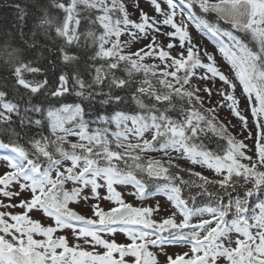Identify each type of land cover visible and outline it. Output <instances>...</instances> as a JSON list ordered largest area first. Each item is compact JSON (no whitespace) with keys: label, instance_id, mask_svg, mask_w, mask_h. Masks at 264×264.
<instances>
[{"label":"snow or ice","instance_id":"obj_1","mask_svg":"<svg viewBox=\"0 0 264 264\" xmlns=\"http://www.w3.org/2000/svg\"><path fill=\"white\" fill-rule=\"evenodd\" d=\"M147 3L156 15L132 0L134 20L124 0H51L62 19L45 10L24 43L39 50L38 35L54 30L62 43L47 50L73 66L80 57L68 49L91 41L87 79L77 70L50 80L0 44L11 81L0 88V264H161L160 255L163 264H264V200L250 203L264 195V0ZM15 7L23 25L27 10ZM189 24L211 39L227 74ZM196 76L219 87H193ZM45 123L47 135L29 134ZM117 232L130 242L103 238ZM182 245L189 251L168 254Z\"/></svg>","mask_w":264,"mask_h":264},{"label":"trees","instance_id":"obj_2","mask_svg":"<svg viewBox=\"0 0 264 264\" xmlns=\"http://www.w3.org/2000/svg\"><path fill=\"white\" fill-rule=\"evenodd\" d=\"M15 5H20L21 7H25L27 10L26 22L21 25L18 20V13ZM48 11L51 16L57 17V22L62 19L63 14L54 9L51 5V0H0V25L2 26V34H0V44H3L5 41L11 42V44L19 49H21V55H24V59L27 61H33L37 66L47 69L46 75L49 76L50 80H54L56 75L60 71L68 72L71 74L74 71H80V73L87 79L89 78V68L88 65L91 63L88 60V57L95 51V47L92 45L91 41L87 43V45L83 42V37L81 38V48L71 47L68 51L75 53L80 57L79 61L73 66H64L59 63L58 59H55L47 49L51 48L55 50V48L62 43V41L56 37L54 30L51 31L49 37L46 39L42 35H38L37 39L41 45H44L43 48L39 50L30 49L27 47V44H31V29L37 22V20L42 16L44 11ZM213 22L216 21V17L210 14L208 17ZM221 26H225L220 22ZM86 28L85 22L82 20L80 31L83 32ZM93 31H96L98 34L100 32L99 28H92ZM21 31H23L24 35H21ZM27 41V44L24 42ZM57 64L56 68H53L50 61H53ZM99 63V62H97ZM3 65H0L2 67ZM42 79L43 77H38ZM7 87L11 89V81L8 77V73L0 68V88ZM127 95L126 93H123ZM23 95V93H21ZM25 99H20V103L23 105L25 103ZM33 103L40 102L37 98H33ZM68 102L80 103V98L72 97ZM177 104V109L180 107L179 101H174ZM84 103H87L86 101ZM129 103L132 108L135 107L134 104ZM46 106V105H44ZM170 115H173L174 118H178V112H172ZM39 118V117H37ZM43 131L45 135L48 134V127L45 123V127L43 129L33 128L30 135H36L39 132ZM0 139H4V137H0ZM210 147H215V144H211ZM187 178V177H185ZM154 190V189H153ZM235 195V193H234ZM259 200H264V195H258L253 197L250 203L257 202ZM198 206H203L202 204Z\"/></svg>","mask_w":264,"mask_h":264},{"label":"rangeland","instance_id":"obj_3","mask_svg":"<svg viewBox=\"0 0 264 264\" xmlns=\"http://www.w3.org/2000/svg\"><path fill=\"white\" fill-rule=\"evenodd\" d=\"M125 4L128 5V10L130 13H132V19H137L138 16L134 11V6L132 4V0H124ZM140 7H142L144 9V11L148 12L150 15H156V13L152 10V8L150 7V5L147 3V0H138ZM188 30L190 35L193 37L194 42L202 47L204 50H207L208 52L212 53L213 55L216 56L219 67L221 68L222 71H224L226 74L228 72V68L229 66L227 65L226 61L223 60V58L220 56L218 49L216 48V46L212 43L211 39L208 36H205L202 32H200L198 29H196L195 25L193 24H189L188 26ZM123 39V37H122ZM142 45L139 43L133 44L131 45L130 49L126 50L127 51H136L139 47H141ZM149 63H155L156 61H148ZM199 71V70H197ZM192 85L193 87H208V88H213V87H219V83H214L212 81L207 82L206 84H202L201 82H199V77L196 76L193 78L192 80ZM239 94V89L237 90V95ZM202 96H204V93H201ZM221 122L227 123V120L225 119L224 114H221ZM231 122L233 124L236 123V120L234 118L231 119ZM249 123L251 124V120L249 119ZM230 131H232L233 135H237L238 133V129H230ZM238 139H243V135H237ZM246 144H248L249 149L252 148V141L251 140H245L244 141ZM251 154V153H250ZM4 161L3 159H0V170L3 169L4 167ZM190 162L184 161L181 162V167L187 168L189 167ZM195 171H200L202 172L203 175H206L209 177V179H216L214 173L210 170H204L202 168H200L199 166H195L194 167ZM122 191H130V189H121ZM125 199L127 200V202L129 203H134V204H138V201H135L134 198H132L131 196L125 195ZM155 199H158L160 201L161 204H166V198L164 197H156ZM150 202H154L150 201ZM109 205L107 203L104 204V207H108ZM73 207H75V209L80 212V214L85 215V216H90L91 213L87 210V208L83 205L81 206H75L73 205ZM18 211V209H17ZM161 215H167L166 212H162ZM35 218L37 219H43L45 224H50L52 223L51 220L48 219H44L39 213L35 214ZM157 219H159V216L156 217ZM177 219H179V217H177ZM66 235H68L69 240H72L71 234L70 232L65 231ZM105 239H109L112 240L114 239L117 243H129L130 241L128 240V238L122 234L117 232L115 235H109V234H104ZM151 251L155 252L156 249H150ZM168 254L169 255H174V254H182L185 252L189 251V247L188 246H178V247H169L167 249ZM129 260L131 259L130 257L128 258ZM158 259L161 261V264H163V260L164 257L162 255L158 256Z\"/></svg>","mask_w":264,"mask_h":264},{"label":"bare ground","instance_id":"obj_4","mask_svg":"<svg viewBox=\"0 0 264 264\" xmlns=\"http://www.w3.org/2000/svg\"><path fill=\"white\" fill-rule=\"evenodd\" d=\"M0 34H2V26L0 25Z\"/></svg>","mask_w":264,"mask_h":264},{"label":"water","instance_id":"obj_5","mask_svg":"<svg viewBox=\"0 0 264 264\" xmlns=\"http://www.w3.org/2000/svg\"><path fill=\"white\" fill-rule=\"evenodd\" d=\"M215 16H216V14L215 13H213Z\"/></svg>","mask_w":264,"mask_h":264}]
</instances>
